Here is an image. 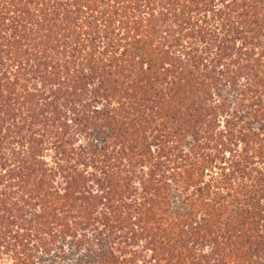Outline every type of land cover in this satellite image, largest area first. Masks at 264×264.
Here are the masks:
<instances>
[{
    "label": "trees",
    "instance_id": "obj_1",
    "mask_svg": "<svg viewBox=\"0 0 264 264\" xmlns=\"http://www.w3.org/2000/svg\"><path fill=\"white\" fill-rule=\"evenodd\" d=\"M13 1L22 7L0 16V166L30 175L51 143L94 168L72 164L63 186L41 178L31 218L0 176V225L34 221V255L20 257L121 264L111 235L138 225L162 264H264V170L249 169L264 158V0ZM152 131L182 173H168L163 149L150 157ZM100 153L114 161L93 162Z\"/></svg>",
    "mask_w": 264,
    "mask_h": 264
},
{
    "label": "rangeland",
    "instance_id": "obj_2",
    "mask_svg": "<svg viewBox=\"0 0 264 264\" xmlns=\"http://www.w3.org/2000/svg\"><path fill=\"white\" fill-rule=\"evenodd\" d=\"M22 7V4H17L16 2H12V0H0V16L5 15L7 18L9 17V15L12 13L13 14V10H18ZM4 18V16L2 18H0V26H4L5 24H9V20L3 21L2 19ZM100 105V104H99ZM223 124L221 125V128L224 127V122H222ZM180 124V123H179ZM168 126V124H167ZM172 131H174V128H171ZM153 132V131H152ZM151 136L149 137L148 141H149V150L151 152V158H153V154L155 156L160 155L161 151H162V146L159 144V139L156 138V136H158L159 131H155L153 133H150ZM148 135V134H147ZM81 135H77V138H79V141H77L75 139V143L74 146L78 147L79 145H81L82 143H84V140L82 137H80ZM160 136V135H159ZM87 142V141H86ZM28 142L25 144L27 145ZM31 145V144H30ZM114 146L113 141H109L107 144V151H109L110 149H112ZM243 145H240V148L242 150ZM39 153L37 155V159H36V163H34V165L30 168L31 174H27V173H23L20 171L19 165L16 164L15 166L18 165V169L14 171V167L13 166L11 168V170L8 171V169L6 167H1L0 166V176L1 175H7V178L9 179L8 182L14 183L15 185L12 187L13 189L17 190L18 192V197L14 200H12V202H17L19 205L21 204H25L26 203H30L33 205V203H36V201L39 200V198L41 197V195L44 194V192L46 191V188L44 185L43 187H38L39 185V181H41V178L45 179L46 181H53L54 185H65V183L67 182V178H66V169L68 167H71L72 164H74L77 167V171L76 173H80L83 170H88L93 171L94 168L88 166V164H82L80 162H78L77 160V156H76V150H67L64 154V160L60 157V153L59 150L50 144H43L42 148L39 145ZM163 153H162V160L165 161L166 163V167H167V171L169 174H174V176L177 173H182L183 172V165L181 163H173L168 161L170 159L169 155L166 152V149H163ZM225 156H227L228 158L230 157V152L226 151ZM109 158V160H111L112 162L114 160H112V156H110L108 153H100L97 154L94 158H93V162H97L98 160H100L101 162L104 161L105 159ZM43 160L47 163V165H45L42 162V166L45 168H52V175L49 176H43L44 175V171L40 170L39 168H41L42 166H39V162L37 160ZM251 162H256L254 163V165L249 166V169H254V168H259L264 170V158H261V156H257L253 159L250 160ZM219 166L218 168H216V166ZM221 165L222 162L221 160H218L216 164H214V166H211L209 169H205L204 171V177L203 180L205 182H211L214 179H216L221 171ZM248 167V165H245ZM44 168V169H45ZM64 169V170H63ZM20 171V172H19ZM188 173H191V176L188 177H192L195 174V171L193 169H188L187 170ZM126 174V172L123 173V175ZM187 177V178H188ZM91 177H87L85 182L87 187L90 189L93 188L92 193H96L98 186L97 184L94 182V180H90ZM201 179L198 178V176L195 177V181H200ZM239 180L244 181L245 183H249L251 182L250 180H247L246 178H240ZM21 182L20 185H17V182ZM2 188L0 187V190ZM39 189V190H38ZM41 194L38 195L37 194ZM239 198H242V203L240 204V206L242 207V209L246 208V207H251V205H247V203L243 200V195L238 194ZM124 199H127V195L123 196ZM262 198V199H260ZM258 200L262 201L264 200V197H262L261 195L257 197ZM256 202V200H254ZM255 202H252V204H256ZM228 204V203H227ZM229 205V204H228ZM34 206V205H33ZM39 207L38 206H34L33 208V212L31 214H29V218H31L34 214V211H39ZM30 212V211H29ZM203 213H205V209L201 208L200 212L197 214V219L199 220L200 216L203 215ZM264 213V211H263ZM7 214V213H6ZM9 214V213H8ZM9 220L12 222V225L10 224L9 221H5L3 223V225H0L1 229L6 230L7 228H9L8 233H6V238L2 240V237H0V264H38V258L36 257L34 260H25V256L26 258L29 257L30 255H34V252L29 251V248L27 245H25V239H24V235L30 233V231L33 230V223L34 221H27L24 220L22 218V214L21 213H16L15 216H10ZM141 232V227L138 225H135L133 227H129L127 226L126 228H123L121 230H119L116 235H111L112 237V247L114 249V252L120 256V260H124L126 262H122L121 264H128L129 262L132 264H162L163 261H160L159 258H157V252L153 249L152 246V242H151V237L146 236V234H140ZM3 235V234H2ZM17 238H22L23 239V244H19L18 245V240ZM106 241V240H104ZM8 243V244H7ZM11 243V244H10ZM11 246V247H10ZM13 248V249H12ZM24 250V254L22 257H20L21 252L20 249ZM211 249L210 246H205L204 247V251L208 252ZM13 254H18V256H13ZM169 251H164V255L167 257L169 255ZM99 258V256L96 257V260ZM263 260V259H262Z\"/></svg>",
    "mask_w": 264,
    "mask_h": 264
}]
</instances>
